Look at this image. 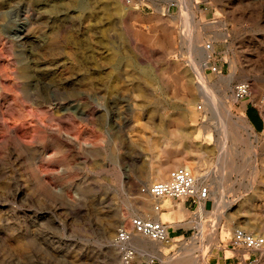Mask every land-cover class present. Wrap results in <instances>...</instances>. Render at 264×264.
Segmentation results:
<instances>
[{
    "label": "rangeland",
    "instance_id": "rangeland-1",
    "mask_svg": "<svg viewBox=\"0 0 264 264\" xmlns=\"http://www.w3.org/2000/svg\"><path fill=\"white\" fill-rule=\"evenodd\" d=\"M247 106L264 118V0H0V264H121L118 230L152 213L141 186L183 163L220 182L219 207L164 200L189 235L130 264H244L234 229L264 236V129L235 123Z\"/></svg>",
    "mask_w": 264,
    "mask_h": 264
},
{
    "label": "built area",
    "instance_id": "built-area-1",
    "mask_svg": "<svg viewBox=\"0 0 264 264\" xmlns=\"http://www.w3.org/2000/svg\"><path fill=\"white\" fill-rule=\"evenodd\" d=\"M206 45L209 49L213 43L208 42ZM212 58L209 59V62H211ZM211 69L213 72H221L216 65L211 67ZM233 93L238 97V100H241L249 94V87L245 83H240L235 86ZM140 190L144 195H150L158 200L155 210L159 213L164 211L162 201L165 199L187 201L188 206L186 208L194 215L199 212L201 214L200 208L211 200L209 185L185 167H176L170 170L168 180L145 183ZM131 225L133 231H128L126 227L118 230L116 238L118 242H129L134 233L154 241H170L175 238L169 234V229L173 225L167 224L162 220L135 216L131 220ZM230 248L249 253L248 255H243V258L240 259L244 264L258 262V258L252 256L258 252L262 253L264 250V236L250 232L242 227H237L231 236ZM130 253L126 254V260L133 259V250H130Z\"/></svg>",
    "mask_w": 264,
    "mask_h": 264
},
{
    "label": "bare ground",
    "instance_id": "bare-ground-1",
    "mask_svg": "<svg viewBox=\"0 0 264 264\" xmlns=\"http://www.w3.org/2000/svg\"><path fill=\"white\" fill-rule=\"evenodd\" d=\"M187 20L189 21V17H187ZM213 47V45H211V48ZM206 49L207 48V45L205 46ZM211 48H209L208 50H210ZM200 49V48H199ZM201 51V54L202 52L204 53V50L201 48L200 49ZM213 56V55H212ZM210 56L209 59L212 57ZM205 84L203 82H201V87H203L201 89V92L206 94V95H209L210 96V92L209 90L205 89L204 86ZM208 96V97H209ZM205 97V96H204ZM234 99H237L238 100V97L236 95H234ZM212 99V98H211ZM211 100H209L210 102ZM214 101V100H213ZM215 102H213L212 106H213V110L215 111V113H217V105L216 103L214 104ZM218 115V114H217ZM221 115H218L217 117H219ZM224 120V119H223ZM230 120V119H228ZM225 121V120H224ZM234 121V120H233ZM227 122V121H226ZM232 122V121H231ZM229 123V122H228ZM235 123L237 124L238 128L240 127L241 129L245 130V131H251V130H254L253 126L251 125L250 121L246 118V116H244L243 114H240L237 118V120H235ZM223 124V123H222ZM227 125V124H226ZM236 127V126H235ZM232 129H234L232 127ZM221 132V131H220ZM234 132V131H233ZM223 133V132H222ZM248 133V132H247ZM235 134V133H234ZM224 138V137H223ZM199 163V162H198ZM182 166L181 167H185L187 168L188 170H190L196 177L200 178V176L198 174L195 173V169H193L190 165H187L185 163L181 164ZM166 170H167V167H165V169H159V172L158 174L156 175V177L154 178L155 181H165V180H168L166 179ZM157 173V172H156ZM203 181L209 185L210 189H211V195L214 197V202H215V208L219 207V204L220 202L222 201V196L220 195L219 193V189L221 188L220 187V182H215V183H211V182H207V177L206 175L203 174ZM219 179V178H218ZM220 180V179H219ZM220 187V188H219ZM221 192V191H220ZM152 197V196H151ZM166 200V199H165ZM155 201V204H154V208L151 206L152 202ZM164 201V200H163ZM162 201V202H163ZM135 202H138V205L139 206L137 208V211L139 212L144 210L146 212H148L147 210H150L152 211V213L150 215H144L142 214L141 217L145 218V219H155V220H162V216H161V213H159L158 211L155 210V205L158 203V200L155 199L154 197H152V199H147V198H139V200L137 199ZM183 205V204H182ZM170 206V205H169ZM152 207V208H150ZM181 208V207H180ZM183 208V207H182ZM179 209V207H173L171 208V211L173 212H176L177 210ZM201 211L205 212L206 211V207L205 205H203L201 208ZM131 212H135V209L133 210V208L131 207ZM129 211V212H130ZM143 212V211H142ZM121 218L124 219V221L128 218L127 215H123L122 217L120 215H118L117 217V222H119L121 220ZM250 220H253L250 218ZM163 221V220H162ZM248 224H251V225H257L256 222L255 223H250L248 222ZM127 229V228H126ZM128 231H133L132 230H129L127 229ZM169 241H154V240H151L149 238L146 239V237H142L138 234H133L132 236V239L129 241V242H118L119 244H121V246L123 247V249L125 250V254H129L130 253V250H133V254L137 253L138 257H142V256H145V257H148V260L149 261H152L153 259H160L158 258V254L160 255L159 257H161V254L163 253L162 251V247L164 246L163 244L165 243H168ZM115 243V242H113ZM166 245V244H165ZM188 251L186 250L182 255H181V260L188 256ZM131 254V253H130ZM246 254L248 255L249 253L246 252ZM134 257V255H133ZM133 259H130V260H126V258H122L120 259V263L121 264H130V261H132ZM197 261L199 262L200 260L197 259ZM203 261V260H202Z\"/></svg>",
    "mask_w": 264,
    "mask_h": 264
},
{
    "label": "crops",
    "instance_id": "crops-1",
    "mask_svg": "<svg viewBox=\"0 0 264 264\" xmlns=\"http://www.w3.org/2000/svg\"><path fill=\"white\" fill-rule=\"evenodd\" d=\"M246 114H247L248 120L250 121V123L253 126L255 131H260V130L264 129V118H263L262 114L257 109L250 107V106H247L246 107ZM182 204L184 205L185 210L189 211L186 208L188 206L187 201L182 202ZM173 216H174V214H173ZM189 232H190V228L182 226V225L177 226V227L172 226L169 229V234L171 237H177V236L185 237V236L189 235ZM217 259H218V262H221L220 256ZM140 264H143V263L141 262ZM145 264H149V263L145 262Z\"/></svg>",
    "mask_w": 264,
    "mask_h": 264
}]
</instances>
